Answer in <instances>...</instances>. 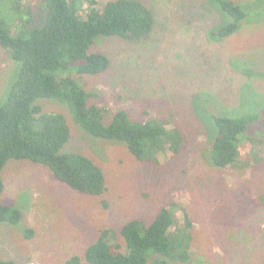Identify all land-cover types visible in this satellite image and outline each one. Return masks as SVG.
Returning <instances> with one entry per match:
<instances>
[{
	"label": "rangeland",
	"instance_id": "obj_1",
	"mask_svg": "<svg viewBox=\"0 0 264 264\" xmlns=\"http://www.w3.org/2000/svg\"><path fill=\"white\" fill-rule=\"evenodd\" d=\"M1 1L6 6L15 0ZM143 1L155 12L153 31L136 40L97 36L90 51L107 54L110 67L77 79L92 102L105 106L106 120L124 109L133 119L172 122L182 135L180 151L140 160L124 142L83 130L67 104L39 98L44 112L64 114L70 126L61 152L92 158L106 174L107 189L101 195L83 193L56 179L42 163L8 160L2 169L1 201L21 209L22 218L16 224L0 222V259L64 264L78 254L82 264H91L84 253L101 229L112 227L125 250L122 225L134 218L151 223L174 200L194 222L190 259L153 254L150 263L264 264V19L259 20L264 18V0H234L259 6L249 14L256 21L243 22L220 39L209 34L227 16L211 0ZM22 2L30 4L36 25L43 0ZM2 16L12 33L23 25L18 12ZM15 66L0 46V99ZM249 104L257 118L242 133L239 163L211 165L205 154L212 141V114L241 116L239 111ZM250 137L257 139V149ZM246 150L247 158L242 157ZM176 217L182 224L179 211ZM29 227L34 233L26 237Z\"/></svg>",
	"mask_w": 264,
	"mask_h": 264
},
{
	"label": "trees",
	"instance_id": "obj_2",
	"mask_svg": "<svg viewBox=\"0 0 264 264\" xmlns=\"http://www.w3.org/2000/svg\"><path fill=\"white\" fill-rule=\"evenodd\" d=\"M22 1L5 6L0 0V46L16 64L0 99V222L11 224L21 220L22 211L1 201L2 169L10 159L42 163L56 179L83 193L101 195L107 189L106 174L92 158L81 152H61L71 136L70 126L64 114L44 112L39 98L67 104L83 130L95 137L124 142L140 160L154 161L165 152L176 154L183 141L180 130L170 121L133 119L124 109L106 120L105 106L92 102L90 92L77 79L110 67L107 54L90 51L97 36L136 40L153 31L155 12L148 4L143 0H89L87 4L82 0H43L39 19L33 25L32 8ZM211 4L227 16L225 24L210 31L209 35L218 39L240 29L243 22L256 21L249 14L260 8L254 2L242 4L234 0H211ZM7 12L23 15V25L15 33L5 25L2 15ZM252 111L255 112L249 104V109L239 111L241 116L212 114V141L205 154L211 165L239 163L242 133L257 118ZM250 138L255 147L257 139ZM249 155L247 150L242 152V157ZM178 211L182 224L177 221ZM193 226L187 208L173 200L160 208L151 223L134 218L122 225L125 250L116 240V231L105 227L86 248L84 257L91 264H152L151 256L160 254L186 262L191 255ZM25 232L26 237H31L34 230L29 227ZM82 260V256L74 254L64 264H82ZM0 264L17 263L0 259Z\"/></svg>",
	"mask_w": 264,
	"mask_h": 264
}]
</instances>
